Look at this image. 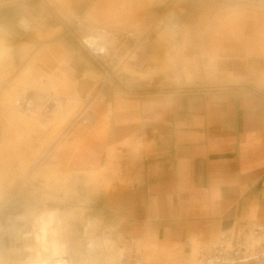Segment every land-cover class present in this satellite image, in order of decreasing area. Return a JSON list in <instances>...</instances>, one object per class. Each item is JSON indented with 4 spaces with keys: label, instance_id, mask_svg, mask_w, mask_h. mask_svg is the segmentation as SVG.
<instances>
[{
    "label": "crops",
    "instance_id": "1",
    "mask_svg": "<svg viewBox=\"0 0 264 264\" xmlns=\"http://www.w3.org/2000/svg\"><path fill=\"white\" fill-rule=\"evenodd\" d=\"M107 3L0 0V19L9 13L16 21L39 22L38 31L18 44L21 60L33 58L31 68L57 69L61 73L55 74L75 84L83 97L98 81L92 75L100 72L65 35L52 9L67 20L86 16L92 21L89 10ZM201 9L182 19L188 37L201 43L204 62L213 67L208 76L193 85L111 90L105 95L109 103H94L90 127L78 125L68 134L61 158L66 170L97 169L115 147L113 165L121 181L107 183L110 188L93 215L116 234L152 247L144 254L150 264H172L198 249L196 243L206 245L224 231L264 222V13L238 9L210 15L199 25ZM2 24L15 23L5 18ZM1 125L0 119V144Z\"/></svg>",
    "mask_w": 264,
    "mask_h": 264
},
{
    "label": "rangeland",
    "instance_id": "2",
    "mask_svg": "<svg viewBox=\"0 0 264 264\" xmlns=\"http://www.w3.org/2000/svg\"><path fill=\"white\" fill-rule=\"evenodd\" d=\"M112 1L108 0V3L101 8L89 10L88 18L97 24L114 29L132 28L139 31L146 29L154 20L155 14L159 13V10L147 9L152 5L153 0L147 4L144 0H139L140 2L137 0L136 4L134 0H118V4H113ZM187 4L188 7L183 6L186 10L181 11L180 7L178 9L181 17L184 15L186 18H194L195 9L202 8L199 10L202 18L199 25H203L210 15L239 11V8L234 9L227 4L213 5L206 1ZM3 16L4 19H0L2 20L0 21V41L4 40L9 50L6 56L0 58V119L2 120L1 129L4 131V139L0 144L2 183V187L0 186V251H5L3 254L0 253V264H12L11 259L14 262L25 259L15 251L10 256L9 251V249L18 248V244L21 243V240L17 242L15 237V229L24 225L23 222L15 219L20 214H33L31 217L41 222L48 212H59L64 244L80 236V227L86 219L91 220L93 234H88L90 237L85 239L113 240L110 233L113 229L105 227L93 213L98 205L97 200L110 188L108 184L112 186L113 182L121 181L120 170L118 166L113 165L117 160L118 151L115 147L109 148L106 162L100 168L86 169V171L85 169L66 170L61 158L63 159L65 155V148L69 147L66 140L68 135L58 142L57 127L54 129L40 127V122H44L38 117L13 109L12 104L19 90L22 92L25 88H34L35 78L47 72L51 73V70L31 68L30 65L36 63L33 58L30 60L26 57L23 61L21 60L18 44L26 41L25 38L29 37L30 33L17 29L15 18L13 20L11 16ZM5 18L15 23L14 26L5 25L4 27L2 22ZM186 35L187 41L182 33L179 50L173 57L167 58L169 54L159 55L153 60L150 69L143 74L135 75L133 71L131 73L127 71L134 78L131 84L127 85L130 91L124 92L137 93L161 86H182L186 85L184 81L193 85L201 78L207 77L209 70L213 67L210 62H204L205 52L199 45L201 43H194L191 37H188L187 30ZM37 37L41 39V31L37 32ZM199 48L201 50L197 54ZM24 65L25 68H23ZM91 78L99 81L101 75H92ZM51 82L56 83L58 91L64 95L69 91H76L75 84L65 82L58 74L53 75ZM97 83L86 95L95 88ZM49 89L50 87L46 86L40 91L44 93ZM76 95L82 97L78 93ZM130 156L133 161L132 155ZM36 224L39 223L35 221L34 226ZM25 226L30 227V225ZM195 245L200 246L199 243ZM141 246L145 256L149 254L150 249H153L142 243ZM95 251L100 254L101 249L95 248ZM185 257L186 255L182 253L180 258L172 264H180Z\"/></svg>",
    "mask_w": 264,
    "mask_h": 264
},
{
    "label": "built area",
    "instance_id": "3",
    "mask_svg": "<svg viewBox=\"0 0 264 264\" xmlns=\"http://www.w3.org/2000/svg\"><path fill=\"white\" fill-rule=\"evenodd\" d=\"M197 1H206L213 5L227 4L234 9L264 13V0H154L151 8L159 10V13L155 14L154 20L146 29L137 31L96 24L86 16L67 20L52 9L63 23L65 35L88 55L99 70L101 78L88 95L77 99L60 93L56 83L42 93L39 88L51 80L50 73H44L35 78L34 88H25L22 92L19 90L12 104L13 109L28 115L33 114L44 123L66 111V121L62 129L64 135H68L78 125L89 127L95 118L93 105L96 101L103 99L106 104L109 103L108 95H105L113 88L130 91L127 85L131 84L134 77L126 69L140 72L150 67L159 55L176 53L180 34L185 27L178 9ZM16 28L26 33H34L39 29V22L21 17L17 20ZM25 232V225L15 229L16 241L21 240L18 248L24 249V239L19 236L27 234ZM110 233L116 250L109 264H150L144 261L142 246L136 238L118 235L114 230H110ZM89 245L88 242L84 246ZM39 259V264H67L68 261L64 253H44ZM200 259L201 264H264V222L243 231H224L215 241L202 248Z\"/></svg>",
    "mask_w": 264,
    "mask_h": 264
},
{
    "label": "bare ground",
    "instance_id": "4",
    "mask_svg": "<svg viewBox=\"0 0 264 264\" xmlns=\"http://www.w3.org/2000/svg\"><path fill=\"white\" fill-rule=\"evenodd\" d=\"M153 5H154V0H153L151 7ZM185 28H186V25L183 28V30ZM183 30L179 37L178 48H177L176 53L178 52L179 47H180L181 35L183 33ZM8 50L9 48L5 44L4 40H1L0 41V58L6 56L8 53ZM173 56L174 54L169 55V57L167 58H171ZM150 67H147L146 69L140 72H134V71L133 72L135 75L143 74L147 72L150 69ZM125 71H128L130 73L132 72V70L130 69H126ZM51 73H50V78L52 80L53 73L54 74L58 73L57 69H52ZM51 80L49 81L48 84L45 83L42 87H40V89H44L46 86L50 87V85L53 84ZM76 94H77L76 91H69L65 93V96L76 97L77 99H79L80 97H77ZM66 116H67L66 111H62L58 113L53 118V120L48 121L46 123L40 122V127H45L49 129H54L55 127H57L58 129L57 138L59 142L61 139H63L66 136L63 134V131H62L64 122L66 121ZM59 214L60 213L57 211L48 212L46 214V217L41 222L38 219L34 220L31 217L33 216V214H29V215L20 214L15 218L16 221L23 222L24 225H30V227H28L27 232H25L27 234L23 236H19L20 238L22 237L21 239H24L23 240L24 249L22 248H16L14 250L9 249L10 256L12 255L13 251H15L17 252V254L22 255L26 259H24V261L19 260V262H14L11 259L12 264H39V261L41 260L39 258L42 257L44 253L52 254V255H54L55 253H60V254L64 253L65 257L68 258L67 264H109L112 261L114 252L116 250L114 246L115 244L114 241L108 240V239H103V240L96 239V241L92 240L91 238L85 239L86 237H90L89 235L93 234V229L91 227V220H84L83 224L80 227V236L76 240L73 239L69 241L67 244H64V235H63L64 233L60 227ZM31 218H32V221H30ZM33 220L34 222L36 221V223H39V224H36L34 226ZM81 228H84V230ZM88 242L90 245L84 246ZM204 247H206V245L199 246L198 249H196L194 253H191V254H189L190 253V249H189L186 257L182 260L180 264H201V259H200L201 250ZM67 248H69L68 251H66ZM95 248L101 249L100 254L96 253ZM0 253L3 254L5 253V251L2 250L0 251ZM144 254H143V259H144ZM190 255L192 257H190Z\"/></svg>",
    "mask_w": 264,
    "mask_h": 264
},
{
    "label": "trees",
    "instance_id": "5",
    "mask_svg": "<svg viewBox=\"0 0 264 264\" xmlns=\"http://www.w3.org/2000/svg\"><path fill=\"white\" fill-rule=\"evenodd\" d=\"M6 15H7V17H10V14H9V13H7ZM13 20H14V19H13Z\"/></svg>",
    "mask_w": 264,
    "mask_h": 264
}]
</instances>
